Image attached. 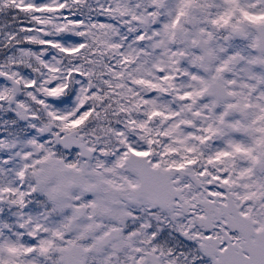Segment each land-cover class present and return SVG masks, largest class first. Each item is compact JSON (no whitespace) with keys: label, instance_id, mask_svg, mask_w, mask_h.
<instances>
[{"label":"snow or ice","instance_id":"1","mask_svg":"<svg viewBox=\"0 0 264 264\" xmlns=\"http://www.w3.org/2000/svg\"><path fill=\"white\" fill-rule=\"evenodd\" d=\"M0 264H264V0H0Z\"/></svg>","mask_w":264,"mask_h":264}]
</instances>
